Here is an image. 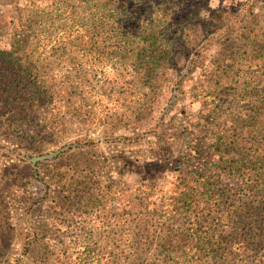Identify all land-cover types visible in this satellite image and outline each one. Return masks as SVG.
<instances>
[{
    "label": "trees",
    "instance_id": "obj_1",
    "mask_svg": "<svg viewBox=\"0 0 264 264\" xmlns=\"http://www.w3.org/2000/svg\"><path fill=\"white\" fill-rule=\"evenodd\" d=\"M119 1L0 0V127L20 131L43 112L44 126L60 134L85 110L94 132L143 142L162 96L176 101L189 81L203 111L192 147L176 156L179 138L163 130L135 161L90 162L91 136L28 157L44 197L50 187L60 197L39 221L53 239L39 243L22 219L14 264H264V21L250 7L213 9L206 0ZM228 17L232 41L205 45ZM205 147L222 153L204 155ZM194 160L199 171L178 173ZM134 172L140 180L128 195L121 177ZM123 200L129 210L119 213ZM8 223L6 211L0 224Z\"/></svg>",
    "mask_w": 264,
    "mask_h": 264
},
{
    "label": "rangeland",
    "instance_id": "obj_2",
    "mask_svg": "<svg viewBox=\"0 0 264 264\" xmlns=\"http://www.w3.org/2000/svg\"><path fill=\"white\" fill-rule=\"evenodd\" d=\"M206 1L213 9H218L220 4L225 8H230L232 6L237 9L239 6L241 9H247L250 7L251 11L255 15H259L260 19L264 21V0ZM115 3H117L115 7L119 6V4L123 5V3L120 1L117 2V0H115ZM125 5L127 6V10H129L131 5H127V3ZM118 9L117 11L121 13L125 11V6L123 8L118 7ZM110 15L113 17L112 20H115V17H117L111 12ZM130 15L136 17V14L133 12L130 13ZM234 17L235 16H233V18ZM233 21L228 17L227 23H220L222 27L221 30L204 40L205 45L212 42L216 44L219 42L221 43L219 45H225L229 43V41H232L234 34L231 33V27H235L233 26L235 24ZM190 86L189 81L183 82L182 88L177 93L176 101L170 98L169 94H164L162 96L161 101L155 107L153 114H151L149 121L144 125V129L147 133H145V137H143L145 139L143 142H133L132 144H129V141L116 142L113 138L107 136L106 133L94 132L93 130L96 123H88L89 119L86 116L85 110L80 113L77 118L62 122L60 134H57L52 127L44 126L45 121L42 120L44 116L43 112L38 113L39 117L35 120L34 124L26 126L20 131L11 132L0 127V146H2V149H0V206L2 207L0 209V219L1 216L4 218V213L8 211L9 221L8 224H0V264H10V262L14 264L15 260L19 258H16V256L21 253L20 247L22 244L18 238V230L20 225H22V219L23 221L27 219L28 223H32V225L36 227V232L39 234V243L46 242L47 237L50 240L54 238L53 229L49 227L45 228L47 224L39 221L49 217L50 205H52L50 201L60 196L54 187H50L49 194L47 197H44L46 189L41 183L35 180L26 162L28 157L45 154L66 143L73 142L76 139H85L87 136H91L94 145L84 153L90 162L96 160L97 157L101 158V156H104L110 158L118 154L124 155L131 159V161H135L142 152H148V147L144 143L146 139H148V141H153L154 137L161 134L163 130H167L169 133L179 138L173 148L174 154L176 156L187 155L190 151L189 148L192 147V144H190V140H192L190 133L198 129L196 126L199 124L201 113L203 114L199 103L194 101L191 97L192 93ZM125 133V131H121L114 134V137L116 138V135ZM198 136H200V134L195 133L193 138ZM203 151L204 155L208 152L210 156L211 150H209V148L205 147ZM221 153L222 152H212L211 155L218 156ZM112 160L113 159H109L108 162ZM200 161L201 160H194L188 164L181 165L182 167H179L178 173H180V171L182 173L191 170L199 171L202 162ZM117 166L118 164H111V175L113 179L119 180L120 175L118 174L119 168ZM41 169H43L42 166ZM44 172V170H41V177L49 184V180H47L48 178L45 176ZM174 173V171L167 172V178L160 181V184L163 186L169 183L166 185V188L162 189L163 192L168 193L171 188H173L176 180L174 175H177V173ZM121 178L124 182L122 187L127 190L128 195L133 192V185L135 182L140 180L137 172L126 173ZM222 185H226V183ZM2 201L8 203L9 210L3 208ZM124 203H127V200H123L122 203H120L121 205L115 206L117 212L122 213V211L125 212L129 210L125 207ZM26 227L27 225L24 226V228ZM38 253H35L34 256ZM32 259L31 257H23L22 263H20L32 264Z\"/></svg>",
    "mask_w": 264,
    "mask_h": 264
}]
</instances>
